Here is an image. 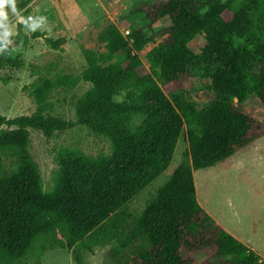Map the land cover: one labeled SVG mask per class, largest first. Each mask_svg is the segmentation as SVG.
Wrapping results in <instances>:
<instances>
[{"label": "trees", "instance_id": "trees-1", "mask_svg": "<svg viewBox=\"0 0 264 264\" xmlns=\"http://www.w3.org/2000/svg\"><path fill=\"white\" fill-rule=\"evenodd\" d=\"M33 1L20 6L25 17ZM136 15L147 24L134 23L124 34L110 23L100 32L105 52L81 49V75L61 73L54 64V73L34 82L32 115L0 114V264L38 259L54 248L73 250L101 232L104 243L117 242L110 255L119 264H264L200 204L195 180L197 171L264 137V122L243 106L250 98L264 104V0H136L125 18ZM165 19L170 26L154 31ZM23 28L18 24L0 52V72L20 68L13 49L42 37ZM163 34L167 39L146 54L147 68L140 53ZM200 34L206 43L196 54L189 43ZM66 42L46 38L55 51ZM194 79L207 80L214 94L202 108L185 88ZM81 82L90 88L76 101V122L53 115V95ZM137 116L142 120L134 125ZM76 126L105 137L110 153L93 157L60 147L47 188L31 153L30 131L51 139ZM180 139L184 163L133 216L127 204L168 170ZM138 242L145 244L128 254Z\"/></svg>", "mask_w": 264, "mask_h": 264}, {"label": "rangeland", "instance_id": "rangeland-1", "mask_svg": "<svg viewBox=\"0 0 264 264\" xmlns=\"http://www.w3.org/2000/svg\"><path fill=\"white\" fill-rule=\"evenodd\" d=\"M26 0H17V8ZM136 0H34L30 5L28 15L44 16L45 24H41L35 32L42 37L33 40L26 48H14L12 57L20 62L21 67H7L0 76L8 79V83L0 81V114L8 119L32 115L37 108L35 101L29 96L30 87L40 77L54 73L53 66L61 73L81 75L86 64L81 49L87 48L105 52L99 42L100 32L110 23L117 24L124 34L129 33L131 26H145L147 22L140 21L141 15L127 20L125 17L132 9ZM24 12V10H23ZM23 12L21 13L23 15ZM126 19V20H125ZM15 18H10V24ZM15 23L14 32L17 33ZM170 26L168 19L153 25L154 31ZM30 34L33 32H25ZM168 35L156 36L140 53L148 68L146 54L164 42ZM46 38L57 40L66 38L63 51H55L46 43ZM204 35H198L189 43V48L196 54L201 53L205 46ZM56 68L54 70H56ZM209 82L205 79H194L185 84L187 95L204 107L214 98L208 89ZM90 84L81 82L75 89L59 91L53 95L52 114L65 120L76 122L75 104ZM244 106L246 113L264 122V104L258 98L248 99ZM142 116L133 120L138 125ZM31 153L38 163L45 186L51 188L58 169L55 162L57 150L62 146L77 147L89 156L106 155L110 153L111 144L105 138L92 134L87 128L76 126L64 132L56 133L51 139L41 132L31 130ZM185 146L180 139L173 161L162 175L153 181L127 204L128 212L138 216L146 205L154 198L158 190L168 182L174 169L184 163ZM197 193L200 204L225 229H232L240 234L241 239L250 241L249 245L264 256V137L249 147L242 149L226 161L208 169L195 173ZM96 239L86 238L73 250L54 248L48 250L37 259L32 255L20 264H119L110 253L117 247V242L104 243V236ZM144 242H138L130 251L133 252ZM79 256L80 263L76 256Z\"/></svg>", "mask_w": 264, "mask_h": 264}, {"label": "clouds", "instance_id": "clouds-1", "mask_svg": "<svg viewBox=\"0 0 264 264\" xmlns=\"http://www.w3.org/2000/svg\"><path fill=\"white\" fill-rule=\"evenodd\" d=\"M23 9L17 8V0H0V52H4L12 43L10 37L15 35V23L24 26L25 32H35L41 24H45L44 16H24ZM10 18H15V23L10 24Z\"/></svg>", "mask_w": 264, "mask_h": 264}, {"label": "crops", "instance_id": "crops-1", "mask_svg": "<svg viewBox=\"0 0 264 264\" xmlns=\"http://www.w3.org/2000/svg\"><path fill=\"white\" fill-rule=\"evenodd\" d=\"M220 223V222H219ZM227 230V229H226ZM228 232H230L232 235H234L237 239H239L240 241H242V242H244L242 239H241V235L240 234H238V233H236L235 231H233L232 229H230V230H227ZM249 242L250 241H245L244 243H246V244H248L249 245ZM250 246V245H249ZM251 247V246H250ZM251 249L252 250H254L255 251V249H253L252 247H251ZM255 252H257L258 254H259V252L258 251H255ZM260 255V254H259ZM261 256V255H260ZM262 258H263V260H264V256H262Z\"/></svg>", "mask_w": 264, "mask_h": 264}, {"label": "built area", "instance_id": "built-area-1", "mask_svg": "<svg viewBox=\"0 0 264 264\" xmlns=\"http://www.w3.org/2000/svg\"><path fill=\"white\" fill-rule=\"evenodd\" d=\"M262 262L264 263V260H262Z\"/></svg>", "mask_w": 264, "mask_h": 264}]
</instances>
